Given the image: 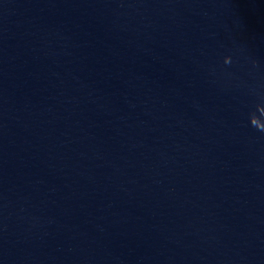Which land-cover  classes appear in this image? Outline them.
Here are the masks:
<instances>
[{
    "label": "water",
    "instance_id": "95a60500",
    "mask_svg": "<svg viewBox=\"0 0 264 264\" xmlns=\"http://www.w3.org/2000/svg\"><path fill=\"white\" fill-rule=\"evenodd\" d=\"M264 0H0V264H264Z\"/></svg>",
    "mask_w": 264,
    "mask_h": 264
},
{
    "label": "clouds",
    "instance_id": "9594fccd",
    "mask_svg": "<svg viewBox=\"0 0 264 264\" xmlns=\"http://www.w3.org/2000/svg\"><path fill=\"white\" fill-rule=\"evenodd\" d=\"M250 122H251V117H250ZM251 124H252V122H251ZM252 125H254V124H252ZM254 126L257 127L258 129L264 130V127H258L256 125H254Z\"/></svg>",
    "mask_w": 264,
    "mask_h": 264
}]
</instances>
